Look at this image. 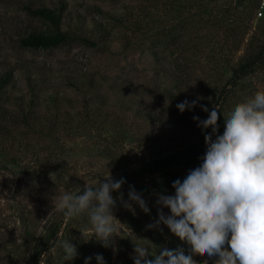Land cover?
I'll use <instances>...</instances> for the list:
<instances>
[{
    "label": "rangeland",
    "instance_id": "rangeland-1",
    "mask_svg": "<svg viewBox=\"0 0 264 264\" xmlns=\"http://www.w3.org/2000/svg\"><path fill=\"white\" fill-rule=\"evenodd\" d=\"M0 0V73L11 79L10 98L0 104V264H134L135 245L159 254L189 246L158 220L157 193L174 195L161 173L137 181L150 211L125 208L114 192L113 214L120 230L112 247L93 236L87 215L65 220L53 203L66 190L79 194L109 174L129 178L146 162L195 144L204 132L193 116L207 119L223 104L219 124L238 103L264 91V14L225 33L193 17L229 0ZM24 4L62 7L61 29L97 43L28 47L21 38L51 25L33 17ZM262 53L256 70L231 82L232 68ZM182 75L183 84L178 85ZM227 94H221L222 88ZM197 100L183 113L176 105ZM201 105L208 108L204 112ZM205 131V130H204ZM202 163L171 169L176 180ZM124 200L128 193L122 186ZM166 215L170 210L163 209ZM84 233V235L82 234ZM60 241L78 255L64 260ZM42 250L35 260V250ZM149 255L148 259H154ZM197 264L218 257L194 255Z\"/></svg>",
    "mask_w": 264,
    "mask_h": 264
},
{
    "label": "clouds",
    "instance_id": "clouds-1",
    "mask_svg": "<svg viewBox=\"0 0 264 264\" xmlns=\"http://www.w3.org/2000/svg\"><path fill=\"white\" fill-rule=\"evenodd\" d=\"M197 100H184L176 105L181 113L197 106ZM204 112L208 108L201 105ZM220 113L213 107L208 118L193 116L204 132L206 151L202 163L181 181L173 182L174 195L157 193L158 220L148 228L166 225L172 234L189 246L162 248L152 255L147 248L135 245L134 264H197L194 255L218 257L214 264H264V91H257L238 103L224 119V131L218 134ZM126 181L111 175L98 186L85 185L81 193L64 191L53 203L45 223L60 212L65 220L87 215L93 236L103 247H114L120 236L113 209L114 192H119L123 206L134 212L132 203L144 213L150 209L142 194L130 186L128 200L121 192ZM131 201L132 203H129ZM164 208L170 210L166 215ZM84 235V233H82ZM64 260L78 255L70 241H60ZM152 255L154 259H148ZM92 257L85 258L90 264ZM97 264H106L101 254ZM204 264H208L205 260Z\"/></svg>",
    "mask_w": 264,
    "mask_h": 264
},
{
    "label": "trees",
    "instance_id": "trees-1",
    "mask_svg": "<svg viewBox=\"0 0 264 264\" xmlns=\"http://www.w3.org/2000/svg\"><path fill=\"white\" fill-rule=\"evenodd\" d=\"M213 4H218V0H212ZM260 0H229V3L224 7L213 5L206 8L203 12L198 11L193 17L197 19H204L208 16L209 21L218 26L219 29L224 30L225 33L236 32L240 28L245 27V20L252 21L255 15L258 14ZM23 9L33 17L45 20L51 25V29L48 31L33 30L28 35L21 38V43L28 47H40V48H53L59 47L73 42H83L91 46H97V43L93 40H89L80 35L72 34L68 31L61 29L63 20V8L62 7H48L45 5L32 6L30 4H24ZM264 10L259 16H263ZM262 61V53L253 54L248 56L243 62L232 68L231 82H236L239 79L246 77L253 73L257 66ZM178 85L183 84L182 75L179 76ZM11 87V79L9 74L0 73V104L7 101L9 96V89ZM227 88H222L221 94H227ZM215 107L220 111L223 107L221 103H215L211 110ZM218 134H222L224 128L219 124ZM204 132H211V129H207ZM206 151V144L204 139V133L202 138L193 145L184 148L181 151H177L169 156L155 159L150 162H146L140 166V168L132 173L129 178H125L126 181L122 186L125 188V192H129L130 186L136 185L137 181L143 180L151 175L161 173L171 178V184L176 180V176L171 169L178 165L192 163L202 158ZM42 250H35L34 257L37 261L40 257Z\"/></svg>",
    "mask_w": 264,
    "mask_h": 264
},
{
    "label": "built area",
    "instance_id": "built-area-1",
    "mask_svg": "<svg viewBox=\"0 0 264 264\" xmlns=\"http://www.w3.org/2000/svg\"><path fill=\"white\" fill-rule=\"evenodd\" d=\"M258 10H259L258 15H260L262 13V11L264 10V0H260Z\"/></svg>",
    "mask_w": 264,
    "mask_h": 264
}]
</instances>
